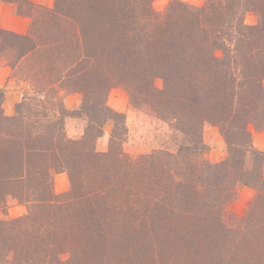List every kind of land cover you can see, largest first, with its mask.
<instances>
[{
    "label": "trees",
    "instance_id": "trees-1",
    "mask_svg": "<svg viewBox=\"0 0 264 264\" xmlns=\"http://www.w3.org/2000/svg\"><path fill=\"white\" fill-rule=\"evenodd\" d=\"M4 1L31 21L24 34L0 29V62L33 92L8 116L0 89V209L8 197L27 207L0 219V264H264V152L248 130L264 129V0H171L162 11L153 0ZM116 86L172 124L174 152L123 149L124 115L106 103ZM70 92L81 93L74 110ZM68 117L84 120L80 138L67 136ZM205 123L219 128L224 160L203 158ZM241 186L255 195L238 217Z\"/></svg>",
    "mask_w": 264,
    "mask_h": 264
},
{
    "label": "rangeland",
    "instance_id": "rangeland-1",
    "mask_svg": "<svg viewBox=\"0 0 264 264\" xmlns=\"http://www.w3.org/2000/svg\"><path fill=\"white\" fill-rule=\"evenodd\" d=\"M54 1L55 0H47V2H51L52 6L54 5ZM170 1L171 0H153L152 5L156 11H162ZM182 1H186L196 6H202L205 2V0ZM14 5L17 8V5ZM20 10H26V6L20 5ZM243 20L245 24L253 26L258 23V16L256 13L248 11L244 14ZM216 54L218 55L219 52H216ZM11 73L14 82L21 85V98L25 94L32 95L33 89L29 87L25 81H21L19 79V76H16L13 71ZM161 83L162 82L160 79L155 80V85L157 87H161ZM262 83L264 84V78L262 79ZM65 97H71V100L67 102L65 100ZM80 102V92H70L66 93L63 96V104L69 110L76 109L79 106ZM106 103L112 110L122 113L124 115V122L125 127L127 129V133L123 137L124 143L122 146L123 149L132 156L150 153L154 149L167 148L169 149V151L174 152L177 148V145H179L180 141L182 140L180 134L175 131V129H172L171 123L164 120H159L154 114L150 113V111L144 107H133L129 102L128 94L123 87H113L107 95ZM3 104L4 91L2 101V109L4 111L5 107L3 108ZM115 107L119 109L122 108V110L115 109ZM11 108L12 107L10 106V109ZM84 124L85 123L82 118L68 117L65 121V129L67 136L73 139L80 138L83 133ZM112 128L113 121H105L101 129V135L95 141V149L98 152L107 151ZM248 130L252 134V132H254L255 130L263 131L264 129L258 130L250 124L248 125ZM201 140L206 147L205 152L202 156L209 162H219L221 160H224L228 156L227 144L217 126L205 123L202 127ZM253 147L257 149L254 145ZM262 165L264 174V161ZM69 186V179L66 172H59L53 176V190L56 194H62L68 191ZM254 195L255 190L253 188L248 186H241L238 189V194L235 201L232 203L229 209L236 216H242L245 210L247 209L250 201H252ZM26 211V204L21 203L15 198L8 197L6 198L4 207L0 209V219L16 218L25 214Z\"/></svg>",
    "mask_w": 264,
    "mask_h": 264
},
{
    "label": "crops",
    "instance_id": "crops-1",
    "mask_svg": "<svg viewBox=\"0 0 264 264\" xmlns=\"http://www.w3.org/2000/svg\"><path fill=\"white\" fill-rule=\"evenodd\" d=\"M30 1L45 6L47 8L52 7L51 2H47V0ZM30 21L31 20L29 16L19 14L17 12V8L13 3L0 0V29L12 31L17 34H24L28 31ZM11 72L12 70L8 65L0 63V88L4 89L3 108L5 107V109L3 112L5 115L8 116L14 114L15 105L19 102L21 98V85L14 82ZM65 100L69 102L71 100V97H65ZM7 106L9 107V109ZM10 106L12 107L11 109ZM115 109L122 110V108L119 109L116 107ZM251 135L253 145L257 149L264 151V130H255L254 132H252Z\"/></svg>",
    "mask_w": 264,
    "mask_h": 264
}]
</instances>
